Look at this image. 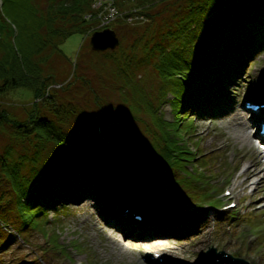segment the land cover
Wrapping results in <instances>:
<instances>
[{
  "label": "trees",
  "instance_id": "trees-1",
  "mask_svg": "<svg viewBox=\"0 0 264 264\" xmlns=\"http://www.w3.org/2000/svg\"><path fill=\"white\" fill-rule=\"evenodd\" d=\"M47 3V9L42 12L37 0H0V49H3L0 95L24 87L33 91L36 100L31 103L36 109H32L24 121L1 108L0 124L9 122L8 125L16 129L15 137L30 140L33 133L40 138V148L52 142L57 150L52 159L40 163L36 159L29 164L28 172L25 168L31 161L30 157L23 158L24 153L22 162L18 163L20 167L12 173L5 172L9 188L3 193L8 190L20 205V231L30 227L29 221L37 218L42 221L44 215L54 221L51 225L58 227L64 209L92 199L126 225L134 224V213L142 214L138 223L151 235L155 231L159 232L157 236L169 234L186 238L193 235L200 226L195 219L199 214L195 215L193 209L186 213L185 200L172 189L183 183L175 176L174 160L185 153L180 142L191 137L193 127L182 137L178 134L189 114L214 117L222 104L220 97L229 96L248 70L249 62L264 53V0H117L118 6L126 12L111 27L120 37L118 47L122 50L117 47L94 52L115 63L112 69L118 81L115 84L120 85V93L128 94V99L124 98L127 108L105 106L95 111L97 114L92 121L93 111H89L82 125L88 127V132L82 134V140L57 126L38 106L56 107V97H60L56 91L66 87H50L58 82L52 75H44L42 62L49 58L45 49L51 45L60 50L59 44L75 33L90 35L91 26L96 24L95 19L86 17L92 0H48ZM130 18L132 23L126 22ZM58 21L63 25L59 26ZM131 30L137 37L132 45L123 48V37ZM149 62L161 82L158 107L150 103L139 106L131 99L138 95V84L145 72L143 67ZM169 94L174 96L175 122L166 120L163 114L162 107ZM133 110L146 111L152 119V142L136 140L134 126L142 118ZM121 138L132 139L133 143ZM132 145L141 153L136 155ZM37 154L35 148L33 155ZM19 170L24 171L22 175L17 173ZM168 174L172 175L170 179H167ZM150 175L159 180L142 182L144 176ZM123 178L130 180L125 182ZM21 195L24 196L20 200ZM125 210L127 214L123 218ZM9 226L14 231L7 230ZM0 229L9 232L0 248L16 243L18 237L27 243V238L17 228L4 224L1 219ZM53 236L58 237V232ZM32 261L38 264L40 259L30 260L28 264Z\"/></svg>",
  "mask_w": 264,
  "mask_h": 264
},
{
  "label": "rangeland",
  "instance_id": "rangeland-1",
  "mask_svg": "<svg viewBox=\"0 0 264 264\" xmlns=\"http://www.w3.org/2000/svg\"><path fill=\"white\" fill-rule=\"evenodd\" d=\"M47 2L48 0H37L42 12L47 9ZM58 25H63V22H59ZM69 26L70 24L65 25ZM135 37L137 35L132 30L127 31L126 37H123V48L132 45ZM59 49L61 51L51 45L45 49V55L49 58L42 62V67L45 76L52 75L55 82L66 87L64 90L56 91L60 96L56 97L57 108L40 104L38 110L52 118L64 131L73 133L82 140V134L88 132V127L82 126L87 121L88 112L93 111L90 116L92 121L93 116L97 114L95 111L103 110L105 106L127 108L124 105V98L128 99V94L120 93L118 90L120 85L115 84L118 81L112 70L115 67L113 60L95 53L87 35L72 34L59 44ZM117 49L122 50L120 47ZM2 54L3 49H0V57ZM249 66L246 77L234 86L230 94L228 93L226 107L236 105L237 109L246 115L251 140L262 143L257 137L258 131L255 130L257 123L252 118L253 114L244 106L247 101H252L251 99L257 101H252L254 103L263 101L264 54L249 62ZM143 68L145 72L143 77L141 76L142 83L138 84V95L130 94L131 99L133 101L134 98L139 106L150 103L158 107L161 104V97L157 94L160 78L157 77L151 62ZM50 87L58 89L54 84ZM34 97L33 91L24 87L11 89L0 95V110L4 108L12 117L24 121L28 113L36 109V106L32 107L31 104L36 101ZM173 98L174 96L169 94L162 108L165 119L175 122ZM72 105L75 106L74 109ZM262 113L264 117V110ZM136 114L142 118L137 120L134 126L135 134L138 136L136 140L146 139L152 142L154 139L150 131V127L153 126L152 119L146 111ZM190 115L182 121L181 134L178 135L180 137L186 135V131H190V126L193 127L192 135L180 142L186 151L174 160L176 162L174 171L177 174L175 176L183 181V186L179 184L172 189L176 190L175 194L178 197L185 200L183 210L186 213L193 209L195 215L199 214L195 219L200 226L192 236L181 240L169 238L163 240L156 237L159 232L151 235V232L142 227L134 217L132 220L135 222L131 225H126L124 221H116L107 213L100 211L92 200L72 204L64 209L59 217L61 222H58V227L51 225L54 221L44 215L41 217L42 221L39 218L29 221L30 227L20 231L18 217L20 205H17L16 198L13 200L14 195L8 193V190L6 194L3 193L4 189L9 188L6 187L8 181L4 179L5 172L12 173L15 168H19L18 163L22 162L20 159L24 153L23 158L30 157L31 161L26 160L28 166L25 171L28 172L27 169L36 159L39 163L44 159H52L57 155V150L52 142H46V145L40 148V138L33 133L30 140L15 137L16 129L8 125L9 122L0 124V156L4 155L0 157V175L3 173L0 176V219L4 224H12L27 238V243L18 237L16 243L9 244L10 246L6 244L4 248H0V264L24 262L28 264L30 260L39 259L42 260L37 262L38 264H163L168 260H175L181 264H201L204 253L212 246L237 256L248 264H264V167L252 175L245 172L254 160L250 153L251 146L248 142L242 143L238 135L243 134V131L240 132L236 123L232 122L231 126L228 124L229 115L227 117L222 115L218 119ZM135 134L131 133V136L135 138ZM121 139L133 143L132 139ZM35 148L38 151L36 156L33 155ZM132 148L136 155L141 153L134 145ZM23 172L19 170L17 173L22 175ZM171 176L168 174L167 179ZM141 180L153 183L159 179L150 175L144 176ZM225 189L231 191L228 197L223 196ZM23 196L21 195L19 199L21 200ZM229 202H236L237 206L224 211L223 207ZM206 205L217 207L211 208ZM50 215L53 217L54 213L51 212ZM12 228L9 226L7 230ZM135 229L139 232L143 230L146 239L140 240L135 234ZM56 231L58 237L53 236ZM7 237L9 232L0 229V243H4ZM152 237L158 239H149ZM158 240L163 241L157 244ZM151 242L154 246L145 248V244ZM211 259L212 257L209 258ZM33 263L34 261L31 262Z\"/></svg>",
  "mask_w": 264,
  "mask_h": 264
},
{
  "label": "bare ground",
  "instance_id": "bare-ground-1",
  "mask_svg": "<svg viewBox=\"0 0 264 264\" xmlns=\"http://www.w3.org/2000/svg\"><path fill=\"white\" fill-rule=\"evenodd\" d=\"M263 109V108H261ZM224 113L230 118L229 125L233 124L232 122L236 123L239 126L240 132L243 131V134L238 135L241 139L242 143L248 142L251 146V155L253 156L254 160L252 161L251 165H249L245 172L248 175H252L257 173L259 168L264 167V144L256 142L255 140H251V136L248 129V121L246 120V115L242 114L240 110L237 109L236 105L232 104L229 106L228 109H224ZM226 116V117H227ZM264 169V168H263ZM163 240H158L162 242ZM156 245V244H155ZM151 245H147L149 248Z\"/></svg>",
  "mask_w": 264,
  "mask_h": 264
},
{
  "label": "water",
  "instance_id": "water-1",
  "mask_svg": "<svg viewBox=\"0 0 264 264\" xmlns=\"http://www.w3.org/2000/svg\"><path fill=\"white\" fill-rule=\"evenodd\" d=\"M120 39L115 30L106 28L102 31H96L92 34L91 45L95 51L114 50L119 46Z\"/></svg>",
  "mask_w": 264,
  "mask_h": 264
},
{
  "label": "built area",
  "instance_id": "built-area-1",
  "mask_svg": "<svg viewBox=\"0 0 264 264\" xmlns=\"http://www.w3.org/2000/svg\"><path fill=\"white\" fill-rule=\"evenodd\" d=\"M94 6L97 8L104 7V11L100 14L103 23L113 20L118 13L114 0H97Z\"/></svg>",
  "mask_w": 264,
  "mask_h": 264
}]
</instances>
